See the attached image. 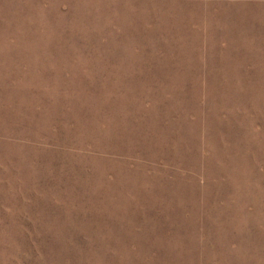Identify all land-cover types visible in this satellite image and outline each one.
Instances as JSON below:
<instances>
[{"label":"rangeland","instance_id":"obj_1","mask_svg":"<svg viewBox=\"0 0 264 264\" xmlns=\"http://www.w3.org/2000/svg\"><path fill=\"white\" fill-rule=\"evenodd\" d=\"M0 264H264V0H0Z\"/></svg>","mask_w":264,"mask_h":264}]
</instances>
